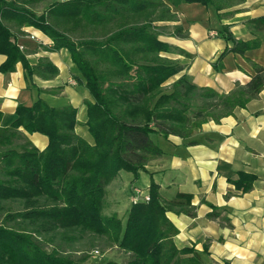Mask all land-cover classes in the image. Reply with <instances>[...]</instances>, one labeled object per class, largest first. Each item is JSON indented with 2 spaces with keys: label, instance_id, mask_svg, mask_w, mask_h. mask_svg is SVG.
<instances>
[{
  "label": "trees",
  "instance_id": "16d2710c",
  "mask_svg": "<svg viewBox=\"0 0 264 264\" xmlns=\"http://www.w3.org/2000/svg\"><path fill=\"white\" fill-rule=\"evenodd\" d=\"M44 1L0 0V54L6 57L0 71H12L21 62L28 82L58 74L48 57L28 61L33 49L21 42L25 27L50 38L46 50L66 48L77 80L92 97L85 122L92 142L75 132L72 105L50 106L38 97L29 106L19 104L7 124L0 111V264H85L96 250L99 264H205L193 246L175 245L177 228L166 215H194L191 194L177 192L165 200L150 179L149 199L132 202L122 223L103 213L105 188L119 171L137 177L162 156L152 134L188 138L203 123L219 122L259 95L264 66L247 58L254 71L250 79L218 92L197 86L185 73L174 78L185 66L167 56L172 47L160 39L163 26L158 23L177 19L171 5L200 3L222 18L244 0H54L36 13L33 6ZM245 23L255 35L247 40L221 25L230 46L216 58L215 69L223 67L227 53L245 55L260 46L264 16ZM174 33L187 35L181 27ZM24 132L47 136V146L37 149ZM254 180V174L239 171L230 181L247 192ZM98 239L126 260L104 259L95 245ZM207 250L205 244L202 252Z\"/></svg>",
  "mask_w": 264,
  "mask_h": 264
},
{
  "label": "crops",
  "instance_id": "0c3cea01",
  "mask_svg": "<svg viewBox=\"0 0 264 264\" xmlns=\"http://www.w3.org/2000/svg\"><path fill=\"white\" fill-rule=\"evenodd\" d=\"M171 9L177 19L158 24L163 26L160 39L173 50L167 56L185 66L174 78L185 73L197 86L227 93L236 83H246L253 74L247 58L264 66V30L258 34L261 39L258 48L245 55L229 52L222 59L221 69L213 66L218 55L230 46L220 32L221 25L227 24L237 39L254 37L245 22L264 16V0H244L229 8L230 14L222 18L212 7L200 3H179L171 5ZM213 19L215 24L211 26L208 21ZM176 27H181L187 35H176ZM24 29L27 35L21 42L33 49L27 54L28 61L35 63L39 57H48L58 68V74L46 80L35 76L28 82L21 62H17L12 71H0L2 123L13 119L19 104L29 106L40 97L50 106H74L77 110L75 132L92 142L85 125L86 102L92 97L83 82L77 80L80 75L68 50H46L44 47L51 45L50 38L34 27ZM209 30H216L218 36L209 37ZM5 58L0 54V65ZM56 88L59 90L55 93L49 91ZM24 133L37 149L47 146V136L38 132ZM151 137L163 154L149 161L145 171L140 172L147 175L145 186L133 185L129 202L139 201L148 193L150 179L159 184L165 200L172 199L177 192L189 193L194 215L166 212L177 228L173 241L178 248L193 246L201 252L205 264L223 261L264 264V86L245 107L235 108L219 122L208 120L188 138L175 135L164 138L157 133ZM239 171L255 175L252 188L247 192L237 190L230 181L238 177ZM120 176L121 171L115 179ZM135 189L140 192L136 193ZM211 212L213 216H209ZM205 244L207 253L202 252Z\"/></svg>",
  "mask_w": 264,
  "mask_h": 264
},
{
  "label": "rangeland",
  "instance_id": "374dc122",
  "mask_svg": "<svg viewBox=\"0 0 264 264\" xmlns=\"http://www.w3.org/2000/svg\"><path fill=\"white\" fill-rule=\"evenodd\" d=\"M54 0H45L42 3H39L35 6H33V9L36 13H40L42 10L45 9V7L51 3ZM208 23L213 26L215 24L214 19L208 21ZM90 136V134H89ZM153 139H156L155 136H153ZM147 178L146 174H138L137 177H134V175L127 171H121V176L117 177L109 187L106 188V200L107 203L104 206L103 213L108 216L115 215L118 218L121 219L122 223H124L126 219V215L128 213V210L131 207V204L129 202V195L132 193L134 187L133 185H137L138 187L143 188L145 186V179ZM96 248L100 249L104 253V259L111 258L116 259L118 261L123 262L126 260V255H124L121 251H119L114 246L107 247L104 246V242L101 239L95 240ZM45 248L47 250L51 249L50 245H46ZM63 249V248H62ZM82 253L74 254V257L80 256ZM90 256V255H89ZM100 260L96 257H88V259L85 261V264H99Z\"/></svg>",
  "mask_w": 264,
  "mask_h": 264
},
{
  "label": "built area",
  "instance_id": "2783aa9c",
  "mask_svg": "<svg viewBox=\"0 0 264 264\" xmlns=\"http://www.w3.org/2000/svg\"><path fill=\"white\" fill-rule=\"evenodd\" d=\"M208 36L211 37V38L217 37V36H218V32H217L216 30H209V31H208ZM135 192H136V193H139L140 190L135 189ZM148 199H149V196H148V193H147V194H144V195L142 196V199H141V200L147 201ZM135 201H136V200H135ZM135 201H134V202H135ZM98 254H99V252L96 250V251H94L93 256H94V257H97Z\"/></svg>",
  "mask_w": 264,
  "mask_h": 264
}]
</instances>
